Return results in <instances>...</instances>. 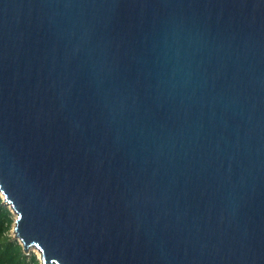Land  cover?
I'll use <instances>...</instances> for the list:
<instances>
[{"label":"water","instance_id":"obj_1","mask_svg":"<svg viewBox=\"0 0 264 264\" xmlns=\"http://www.w3.org/2000/svg\"><path fill=\"white\" fill-rule=\"evenodd\" d=\"M0 191L42 264H264V0H0Z\"/></svg>","mask_w":264,"mask_h":264},{"label":"trees","instance_id":"obj_2","mask_svg":"<svg viewBox=\"0 0 264 264\" xmlns=\"http://www.w3.org/2000/svg\"><path fill=\"white\" fill-rule=\"evenodd\" d=\"M13 221L12 210L0 195V264H41L35 252L26 253L19 239L10 235Z\"/></svg>","mask_w":264,"mask_h":264},{"label":"rangeland","instance_id":"obj_3","mask_svg":"<svg viewBox=\"0 0 264 264\" xmlns=\"http://www.w3.org/2000/svg\"><path fill=\"white\" fill-rule=\"evenodd\" d=\"M0 195L2 196L3 203H4V204H7L8 207L10 208V207H11L10 204H8V202L4 199V196L2 195L1 191H0ZM10 209H12V208H10ZM12 213H13L14 221H13L12 227H11V229H10V235H11L13 238L18 239V236L16 235V233H15V231H14V225H15V219H16V212L13 211V209H12ZM32 251L35 252L37 255H39V251H38V249H37L35 246L32 247V248H30L28 251H26V253L30 254ZM41 264H42V263H41Z\"/></svg>","mask_w":264,"mask_h":264},{"label":"bare ground","instance_id":"obj_4","mask_svg":"<svg viewBox=\"0 0 264 264\" xmlns=\"http://www.w3.org/2000/svg\"><path fill=\"white\" fill-rule=\"evenodd\" d=\"M2 193V192H1ZM3 194V196L5 197V195H4V193H2ZM11 208H13L12 206H11ZM14 210V209H13ZM15 211V210H14ZM16 212V211H15ZM18 215V213L16 212V216ZM15 227V226H14ZM14 231H15V233H16V235L18 236V239H20L21 240V238L19 237V235H18V233H17V231H16V229H14ZM21 242H22V240H21ZM39 251V250H38ZM39 254L41 255V253H40V251H39Z\"/></svg>","mask_w":264,"mask_h":264}]
</instances>
